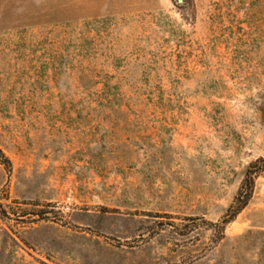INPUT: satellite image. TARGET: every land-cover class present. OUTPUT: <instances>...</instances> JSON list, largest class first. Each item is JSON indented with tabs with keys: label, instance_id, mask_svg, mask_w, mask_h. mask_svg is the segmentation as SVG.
<instances>
[{
	"label": "rangeland",
	"instance_id": "1",
	"mask_svg": "<svg viewBox=\"0 0 264 264\" xmlns=\"http://www.w3.org/2000/svg\"><path fill=\"white\" fill-rule=\"evenodd\" d=\"M0 151V264H264V0H0Z\"/></svg>",
	"mask_w": 264,
	"mask_h": 264
},
{
	"label": "trees",
	"instance_id": "2",
	"mask_svg": "<svg viewBox=\"0 0 264 264\" xmlns=\"http://www.w3.org/2000/svg\"><path fill=\"white\" fill-rule=\"evenodd\" d=\"M0 156H4L3 153L0 151ZM5 158V157H4ZM6 163H9L10 161L5 158ZM264 172V158L260 157L256 159L255 161L251 162L248 167L246 168L244 178L242 180V183L238 189V192L233 200V202L230 204V206L227 208L226 212L222 216L221 220L213 223L206 220H203L202 222L212 226L215 228L218 232L221 234H224L225 227L227 224L232 222L236 216L248 205L250 202L255 188V183L260 174ZM187 220H194L192 218H188ZM192 226L183 225L181 227V232H188L191 230ZM185 234V233H182Z\"/></svg>",
	"mask_w": 264,
	"mask_h": 264
}]
</instances>
